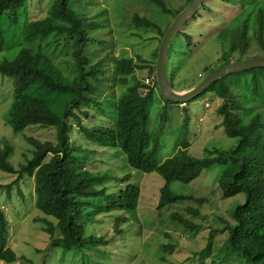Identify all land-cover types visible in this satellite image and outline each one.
<instances>
[{
  "label": "trees",
  "instance_id": "1",
  "mask_svg": "<svg viewBox=\"0 0 264 264\" xmlns=\"http://www.w3.org/2000/svg\"><path fill=\"white\" fill-rule=\"evenodd\" d=\"M141 1L155 14L169 18L170 21L166 22L162 30L161 24L155 19L134 14L131 26L138 30H154L160 36V43L171 21L190 0H185L179 8L169 7L166 0ZM25 3L26 0H0V17L5 15L12 25H17ZM70 3L71 0H54L44 18L24 25L23 38L29 44L43 39H48L49 43L51 38L52 42L59 44L61 40L58 37H63V43L72 46L73 57L79 66L77 75L72 80L63 77L40 48H22L12 60L0 62V76L13 80V98L5 115L6 124L15 133H21L29 126L55 131L54 141L42 142L23 136L24 141L33 149L31 157L20 164L18 169L9 162L11 146L0 140V171L16 176L14 182L6 186L8 194L23 176L33 179L35 208L55 220V223L44 221L43 229L50 235V245L68 250L84 245L106 244L95 236L85 237V221L96 213L90 208L121 212L136 210L140 198L139 185L127 183L116 193L109 194L105 187V181L109 179L107 173L84 170L88 157L81 153L80 148L72 146L69 139V121L72 120L79 127L77 132L83 135L88 144L102 149H118L132 169L144 174H159L164 184L159 191L156 210L161 211L176 203H189L185 207V213L174 212L170 214V218L190 231L198 228L192 219L200 217V207L208 201L205 198L177 195L170 190L169 185L172 182L189 184L204 170L214 165L225 166L217 181L220 195L230 198L243 193L245 200L231 213L233 224L225 223L223 218L218 217V221L224 225L223 231L228 235L218 248L217 257L223 260L235 259L236 264H244L241 259L245 264H264V115L252 106L255 102H262L264 105V68L226 76L212 83L200 94L204 96L211 93L221 100L216 112L222 118L226 135L237 139L234 148L228 151L215 150L205 158H195L188 153V146L183 144L176 154L159 162L160 135L167 124V114L163 110L158 127L154 131L149 130V101L157 87L155 83L154 86L144 84L146 77L154 78V59L158 49H155L152 61L139 56H136L138 63L132 58L115 60L114 74L120 94H110L109 99L101 96L100 99V95H96L100 89L93 86L89 78L97 80L98 74L103 73L104 61L87 68L88 59L80 57L90 42V32L96 31L99 26L89 23L90 18L86 14L79 16ZM85 3L89 4L84 0L78 6L81 12L86 11ZM197 15L198 12L190 20H196ZM249 15L247 19L238 18L237 22L230 24L231 26L226 25L219 31L218 38L226 46L216 67L246 59L244 55L252 38L264 55V0ZM250 30L252 37L249 36ZM178 33L189 44L190 36L185 32ZM4 46L0 26V52ZM234 54L237 57L232 59L230 56ZM139 70L146 72L147 76L143 80L136 76ZM205 71H208V67ZM229 77L232 80L226 81ZM171 78L169 80L172 84ZM230 87H242L244 91L235 95ZM236 96L243 98L238 101ZM57 102L63 103V108L54 112L52 106ZM105 104L108 106L107 110L102 109ZM91 106L97 107V112L110 124L90 128L81 126V117L74 110L79 107L87 110ZM82 114L89 117L86 111ZM119 180L127 182L130 176L125 175ZM96 199H102L104 205H94ZM130 219L136 220L118 216L112 229L114 235H120V225ZM212 230L214 229L209 231L206 248L199 252L203 259H208L213 251ZM55 232L58 237H54ZM7 236L8 220L0 210V261L12 264L18 257L7 247ZM160 249L169 250V253L172 251V247L164 245ZM232 262L234 263L233 260Z\"/></svg>",
  "mask_w": 264,
  "mask_h": 264
},
{
  "label": "rangeland",
  "instance_id": "2",
  "mask_svg": "<svg viewBox=\"0 0 264 264\" xmlns=\"http://www.w3.org/2000/svg\"><path fill=\"white\" fill-rule=\"evenodd\" d=\"M83 1L71 0L70 6L79 16L86 14L90 18L88 22L97 24L99 28L90 32V42L80 57L83 60L88 59L87 68L104 61L103 73L98 74L97 80L89 78V81L100 89L96 93L97 96L100 95V99L105 96L109 99L110 94L115 96L120 94L115 80L114 61L120 58H132L138 63L136 56L152 61L153 53L160 44L158 43L160 36L154 30H138L131 26L133 15L139 14L155 19L161 24L162 30L170 19L155 14L141 0H86L89 4L85 3L86 11L81 12L78 6L83 4ZM262 1L204 0L203 6L201 5L196 11L198 12L196 20L189 18L179 28L180 32L190 36L189 44L178 31L168 48L167 73L168 77L173 79V88L182 90L195 86L211 69H216L218 59L226 46L218 38L219 31L224 26H231L237 22L238 18L247 19L249 14L259 8ZM53 2L54 0H26L17 25H12L5 15L0 17L5 40L4 49L0 52V62L12 60L22 48H40L62 76L72 80L77 75L79 66L73 57L72 46L63 43V37H58L61 40L59 44L52 42V38L49 43L48 39H43L29 44L23 38L24 25L44 18ZM74 2L75 6H73ZM166 2L171 8H179L185 0H166ZM249 36L252 37L251 30ZM257 56L264 55L252 38L244 58ZM230 57L234 59L237 56L234 54ZM136 76L143 80L147 75L144 70H139ZM241 79L240 76L239 80ZM231 80L232 77L226 79V81ZM230 90L235 95L244 91L242 87H230ZM236 97L238 101L243 98ZM12 98L13 80L0 76V140L11 146L9 162L18 169L20 164H24L26 159L31 157L33 149L24 141L23 136L33 137L42 142L54 141L55 131L29 126L21 133L13 132L5 122V115ZM205 103H209V108H205ZM220 104V99L207 93L188 101L184 108L178 103H166L158 90H155L149 101V130L154 131L158 127L159 116L163 110L167 114V124L160 135L158 161L162 162L176 154L182 149L183 144L188 146V153L195 158H205L215 150L228 151L234 148L237 139L226 135L222 118L216 112ZM252 106L264 115L262 102L252 103ZM52 107L54 112H59L63 108V103L57 102ZM96 108L93 106L87 110L85 107H79L78 110L75 108L74 112L81 117V126L90 128L94 125L110 124ZM102 109L107 110V104ZM84 111L88 113V118L82 114ZM69 122L71 125L69 139L72 146L80 148L81 153L88 157L84 170L107 173L109 179L105 181V187L109 194L116 193L127 183L139 185L140 198L137 208L133 212L101 211L90 208L96 213L87 217L89 220L85 221V237L95 236L106 244L103 242L97 245H84L70 250L54 247L50 245V235L43 227L45 220L52 223H55V220L35 208L33 179L23 176L16 185L12 186L8 194L6 186L12 184L16 176L0 171V210L8 220L7 247L18 257L12 264H212V261L213 264H236L235 259H232L233 263L232 260L217 257L218 248L223 245L228 235L223 231L224 225L218 221V217L223 218L225 223L233 224L231 213L245 200L243 193L230 198H223L220 195L217 181L225 166L214 165L204 170L189 184L172 182L169 185L170 190L177 195L205 198L208 201L200 207V217L192 219L198 228L190 231L170 218V214L174 212L185 213V207L189 203H176L166 206L161 211L156 210L159 191L164 184L159 174H144L132 169L118 149L93 147L82 134L77 132L79 127L75 126L72 120ZM125 175L130 176L129 181L119 180ZM98 204L104 205V201L96 199L94 205ZM118 216L136 218V220L130 219L122 223L120 235H114L112 229ZM211 229H214L212 230L214 231L213 251L208 259H203L199 252L206 248ZM54 237H58L56 232ZM163 245L172 247L171 253L168 252L169 250L162 251L160 247ZM241 261L245 264L243 259ZM0 264L7 263L0 261Z\"/></svg>",
  "mask_w": 264,
  "mask_h": 264
},
{
  "label": "water",
  "instance_id": "3",
  "mask_svg": "<svg viewBox=\"0 0 264 264\" xmlns=\"http://www.w3.org/2000/svg\"><path fill=\"white\" fill-rule=\"evenodd\" d=\"M204 0H190L187 5L175 16L164 33L155 58L154 79L159 95L166 101L185 103L198 97L212 83L234 73L264 68V56H258L213 69L199 83L184 91L173 89L167 73L168 48L171 40L179 28L193 15L202 5Z\"/></svg>",
  "mask_w": 264,
  "mask_h": 264
},
{
  "label": "built area",
  "instance_id": "4",
  "mask_svg": "<svg viewBox=\"0 0 264 264\" xmlns=\"http://www.w3.org/2000/svg\"><path fill=\"white\" fill-rule=\"evenodd\" d=\"M144 84L147 85V86H153L154 82H153V78H148L146 77L144 79ZM205 108H208L209 107V103H205Z\"/></svg>",
  "mask_w": 264,
  "mask_h": 264
},
{
  "label": "clouds",
  "instance_id": "5",
  "mask_svg": "<svg viewBox=\"0 0 264 264\" xmlns=\"http://www.w3.org/2000/svg\"><path fill=\"white\" fill-rule=\"evenodd\" d=\"M154 79V78H153ZM154 83H155V79H154ZM172 85V84H171ZM153 86H154V84H153ZM173 87V86H172ZM174 89V88H173ZM175 90V89H174ZM176 91H178V90H176ZM162 98V97H161ZM175 103V102H174ZM181 107H183L184 106V108L187 106V102H185V103H178ZM210 106V105H209ZM209 108V107H208Z\"/></svg>",
  "mask_w": 264,
  "mask_h": 264
},
{
  "label": "crops",
  "instance_id": "6",
  "mask_svg": "<svg viewBox=\"0 0 264 264\" xmlns=\"http://www.w3.org/2000/svg\"><path fill=\"white\" fill-rule=\"evenodd\" d=\"M191 88V87H190ZM187 89H189V88H184V89H182V90H178V91H184V90H187Z\"/></svg>",
  "mask_w": 264,
  "mask_h": 264
}]
</instances>
